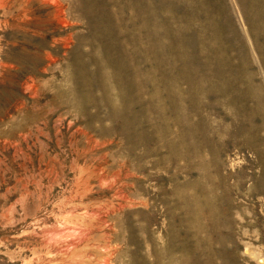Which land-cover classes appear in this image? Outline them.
Listing matches in <instances>:
<instances>
[{"label":"rangeland","instance_id":"rangeland-1","mask_svg":"<svg viewBox=\"0 0 264 264\" xmlns=\"http://www.w3.org/2000/svg\"><path fill=\"white\" fill-rule=\"evenodd\" d=\"M0 264H264V0H0Z\"/></svg>","mask_w":264,"mask_h":264}]
</instances>
